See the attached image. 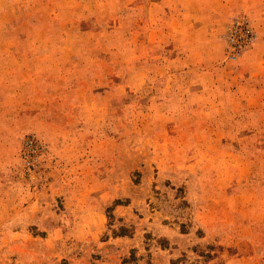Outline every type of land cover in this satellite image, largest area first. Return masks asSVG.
<instances>
[{"label":"rangeland","instance_id":"374dc122","mask_svg":"<svg viewBox=\"0 0 264 264\" xmlns=\"http://www.w3.org/2000/svg\"><path fill=\"white\" fill-rule=\"evenodd\" d=\"M0 264H264V0H0Z\"/></svg>","mask_w":264,"mask_h":264}]
</instances>
